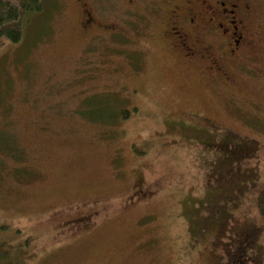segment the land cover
Listing matches in <instances>:
<instances>
[{"label":"rangeland","instance_id":"1","mask_svg":"<svg viewBox=\"0 0 264 264\" xmlns=\"http://www.w3.org/2000/svg\"><path fill=\"white\" fill-rule=\"evenodd\" d=\"M140 1L89 0L87 31L45 0L0 49L2 264H264V0L229 81Z\"/></svg>","mask_w":264,"mask_h":264},{"label":"flooded vegetation","instance_id":"2","mask_svg":"<svg viewBox=\"0 0 264 264\" xmlns=\"http://www.w3.org/2000/svg\"><path fill=\"white\" fill-rule=\"evenodd\" d=\"M77 2L85 30L100 28L89 0ZM127 4L134 9L142 5L140 0H127ZM151 8L162 15V33L171 50L188 63H204L214 72L215 80L229 81L224 67L255 54L247 0H158ZM145 19L155 18L145 14Z\"/></svg>","mask_w":264,"mask_h":264},{"label":"trees","instance_id":"3","mask_svg":"<svg viewBox=\"0 0 264 264\" xmlns=\"http://www.w3.org/2000/svg\"><path fill=\"white\" fill-rule=\"evenodd\" d=\"M45 0H0V49L7 44L20 45L25 38V25L33 14L42 13ZM131 112L123 110L121 115L127 119ZM115 117L112 119L114 120ZM259 211L264 219V193L260 196ZM12 248L0 245V264L8 259ZM8 264H12L8 263Z\"/></svg>","mask_w":264,"mask_h":264}]
</instances>
